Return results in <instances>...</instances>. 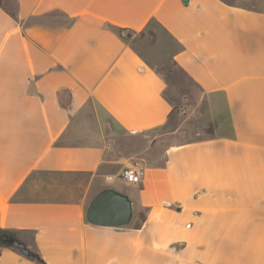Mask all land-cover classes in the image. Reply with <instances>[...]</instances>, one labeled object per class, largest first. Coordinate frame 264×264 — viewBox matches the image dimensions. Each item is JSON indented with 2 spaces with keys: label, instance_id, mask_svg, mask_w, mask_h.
Returning <instances> with one entry per match:
<instances>
[{
  "label": "crops",
  "instance_id": "1",
  "mask_svg": "<svg viewBox=\"0 0 264 264\" xmlns=\"http://www.w3.org/2000/svg\"><path fill=\"white\" fill-rule=\"evenodd\" d=\"M14 3L0 7L2 234L45 264H264V0ZM153 26L178 46L167 75L135 46ZM180 116L209 133L168 128ZM132 158L146 173L128 187ZM107 188L137 226L86 222Z\"/></svg>",
  "mask_w": 264,
  "mask_h": 264
},
{
  "label": "rangeland",
  "instance_id": "2",
  "mask_svg": "<svg viewBox=\"0 0 264 264\" xmlns=\"http://www.w3.org/2000/svg\"><path fill=\"white\" fill-rule=\"evenodd\" d=\"M0 5L5 6L11 12L14 10L15 3L14 0H0ZM152 29L156 32V36H135L134 41L135 46L138 51L144 55L147 60L156 67L158 71L164 75L168 74V70L172 67L170 62L172 54L178 49V46L170 38L162 33L156 26ZM168 88L165 90V94L172 100L175 98L171 87V79L168 78ZM192 96H195L194 90H190ZM170 126L181 125L182 128L187 132V137L189 139H200L205 137L210 129L203 130L201 123L194 122L192 119H184L182 116L172 123ZM128 187H133V185H127ZM143 218V213L136 212L132 221L127 226H137L139 221Z\"/></svg>",
  "mask_w": 264,
  "mask_h": 264
},
{
  "label": "water",
  "instance_id": "3",
  "mask_svg": "<svg viewBox=\"0 0 264 264\" xmlns=\"http://www.w3.org/2000/svg\"><path fill=\"white\" fill-rule=\"evenodd\" d=\"M132 38L133 36H123ZM133 219V203L125 194L114 189L101 190L90 202L85 220L98 227L121 228ZM0 245L17 248L23 255L33 259V255L13 236L0 233Z\"/></svg>",
  "mask_w": 264,
  "mask_h": 264
},
{
  "label": "built area",
  "instance_id": "4",
  "mask_svg": "<svg viewBox=\"0 0 264 264\" xmlns=\"http://www.w3.org/2000/svg\"><path fill=\"white\" fill-rule=\"evenodd\" d=\"M145 173L142 162L137 158H132L122 168L119 179L126 184L138 185L145 177Z\"/></svg>",
  "mask_w": 264,
  "mask_h": 264
},
{
  "label": "trees",
  "instance_id": "5",
  "mask_svg": "<svg viewBox=\"0 0 264 264\" xmlns=\"http://www.w3.org/2000/svg\"><path fill=\"white\" fill-rule=\"evenodd\" d=\"M0 7H1V5H0ZM4 7V10L5 11H7L8 13H12L9 9H7L5 6H3ZM0 233H2V230H0ZM32 255H33V259L32 260H34V261H36L38 264H45L40 258H39V256L37 255V254H34V253H31Z\"/></svg>",
  "mask_w": 264,
  "mask_h": 264
}]
</instances>
